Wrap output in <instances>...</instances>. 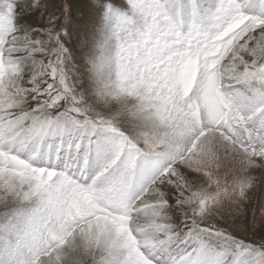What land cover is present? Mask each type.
I'll use <instances>...</instances> for the list:
<instances>
[{"label": "snow or ice", "instance_id": "obj_1", "mask_svg": "<svg viewBox=\"0 0 264 264\" xmlns=\"http://www.w3.org/2000/svg\"><path fill=\"white\" fill-rule=\"evenodd\" d=\"M0 264H264V0H0Z\"/></svg>", "mask_w": 264, "mask_h": 264}]
</instances>
